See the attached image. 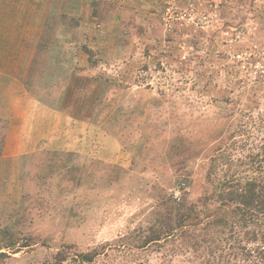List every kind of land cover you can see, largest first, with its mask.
Listing matches in <instances>:
<instances>
[{"label": "rangeland", "instance_id": "374dc122", "mask_svg": "<svg viewBox=\"0 0 264 264\" xmlns=\"http://www.w3.org/2000/svg\"><path fill=\"white\" fill-rule=\"evenodd\" d=\"M1 58L0 264H264V0H0Z\"/></svg>", "mask_w": 264, "mask_h": 264}, {"label": "crops", "instance_id": "0c3cea01", "mask_svg": "<svg viewBox=\"0 0 264 264\" xmlns=\"http://www.w3.org/2000/svg\"><path fill=\"white\" fill-rule=\"evenodd\" d=\"M1 64L3 65V67L0 68V86H1V88L8 81L9 82V85H12L13 84L12 85L13 88H14V84L17 83V85H19L21 88H23L25 90V86L27 85V79L25 77V75H26L25 73L26 72L29 73L30 69H26V71H25V70H23V68L25 67L24 66L23 68L22 67L21 68L19 67L18 69H15L14 71H8V72H6V70L4 69V67L10 66V65H12V67H13V63H12L11 59H9V60H5L4 59V61H3L2 58H1ZM30 68H31V66H30ZM57 70L60 71L59 67L55 71H57ZM55 71H53V70L50 69L49 71H43V73L44 74H47V76H48V75H54L52 73L55 72ZM61 73H63V71H61ZM37 74H38V71H37ZM51 78L52 77L46 78V81H48L49 79L52 80ZM70 79L67 80V78H65V83L67 81V86L65 87L66 93H68V91L70 89V86H71V80ZM55 81H57V79H55ZM1 91H0V95H3V94H1ZM6 97H7L6 94L2 96L3 101H5V98ZM18 102H19L18 104L25 105V106H28L30 103H33V105L35 107V112H38V113L39 112H42V113L43 112H46L47 114L50 113V115H51L52 112L54 113V111H55V109H53L51 105L52 104L53 105L56 104L57 106L58 105L59 106L60 105H63V104L66 103V99H60L59 102L57 101L55 103H51V102H45V101H43L42 98H40V99L39 98H36V96L35 97L34 96H29V97L23 98V100L18 101ZM58 113H62V112H60V110H59ZM51 117H53V116H51ZM56 118H59V117H57V114L54 115L53 120L56 119ZM54 149L55 150H59V149L60 150H67L66 147L60 145V146H51V147L45 146V147H40V148L33 147V148H29V149L28 148H25V149H23V150H21L19 152L24 153V154L25 153L34 152V151L51 152Z\"/></svg>", "mask_w": 264, "mask_h": 264}, {"label": "trees", "instance_id": "16d2710c", "mask_svg": "<svg viewBox=\"0 0 264 264\" xmlns=\"http://www.w3.org/2000/svg\"><path fill=\"white\" fill-rule=\"evenodd\" d=\"M233 179H229L226 180L225 182H223V185H227V184H232ZM224 187V186H223ZM257 184L254 183V181H250V182H246L243 187H242V193H239L237 195H235V197H231V200L237 199L239 200V203H242L244 205H252L254 202L255 204V208L257 206V204L261 205V213L264 216V183H262L261 185H259V187ZM256 200V201H255ZM263 221H264V217H263Z\"/></svg>", "mask_w": 264, "mask_h": 264}]
</instances>
